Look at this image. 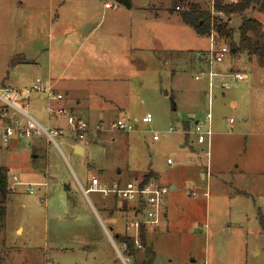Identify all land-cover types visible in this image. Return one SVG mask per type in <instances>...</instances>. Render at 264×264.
Here are the masks:
<instances>
[{"label":"rangeland","instance_id":"rangeland-1","mask_svg":"<svg viewBox=\"0 0 264 264\" xmlns=\"http://www.w3.org/2000/svg\"><path fill=\"white\" fill-rule=\"evenodd\" d=\"M169 1L130 0L127 8L116 0H0V74L11 79L0 76V95L22 107L1 85L24 90L29 80H50L75 112L102 123L100 137L79 143L82 155L72 153L66 130L35 157L30 140L14 142L15 153L0 142V166L10 184L13 176L22 183L6 201L0 264H122L111 238L123 231L124 214L109 217L111 197L83 190L92 176L124 182L147 172L174 203L168 229L152 233L153 264H264V60L230 52L209 93L193 76L210 39L170 12ZM247 15L264 31V12ZM17 55L30 61L14 78L9 57ZM239 72L247 77L234 81ZM220 80L232 86L220 88ZM28 96L26 111L45 125L48 100ZM208 108L209 147L184 127L204 122ZM0 109L24 123L4 102ZM120 112L137 119L131 131L112 127ZM146 113L150 122L141 120Z\"/></svg>","mask_w":264,"mask_h":264},{"label":"built area","instance_id":"built-area-1","mask_svg":"<svg viewBox=\"0 0 264 264\" xmlns=\"http://www.w3.org/2000/svg\"><path fill=\"white\" fill-rule=\"evenodd\" d=\"M210 1L213 3V0ZM104 6L111 7L113 5L105 2ZM113 7L116 6L114 5ZM210 8L211 12L214 13L213 7L211 6ZM215 14L221 15L219 13ZM207 38L210 39V45L204 52L198 53L193 78L196 81H202V79H205L210 93L214 78L225 75V73L219 72L216 68V64L223 61L225 56L230 53V48L213 29H211ZM232 76L234 81H241L247 77L244 73L240 72L234 73ZM218 86L220 88H229L232 85L227 81L220 80L218 82ZM2 91L4 93H11L13 97L19 99H24L33 92L41 93L49 102L47 107L48 112L50 114L63 116L67 125L66 128L43 126L26 111L27 103L25 100L23 102L24 105L19 107L13 100L0 95V99L5 104L20 112L25 118V122L22 126L18 124L17 119L14 120L17 126L12 125L10 119V123L4 126L0 136V142L2 144H8L15 134H18L20 138L27 140L43 135L49 142L53 141L55 143L54 138L61 136L65 130L70 132L74 142L80 143L86 140L87 134L91 130L87 121L72 114L71 111H68L62 104L63 95L55 92L53 88L46 85L39 78H35L32 84L24 90L4 87ZM1 117H6V112H2ZM141 120L142 122H150L151 115L146 113L142 116ZM133 123L134 122L125 112H120L115 124H113L112 127H116L120 131H131L133 129ZM101 128V124L96 126V130H100ZM191 133L194 135L198 144H206L207 147H209L212 136L211 113L209 108L204 117V122L196 121ZM153 139H157V136L153 135ZM206 155L208 156L209 153L207 152ZM167 162L170 163V160H167ZM12 179L14 182L8 185V190L10 192L15 191V185L22 184L17 181L15 176H13ZM88 183V188L83 190L85 194L89 192H96L103 197L116 198L118 200H122L123 202L130 203L127 210L123 211V229L127 236L131 239L134 249H142L140 230L141 228L155 230L159 227L165 210V195L168 192V188L158 184L155 180H153V178L144 181L143 177L124 182L120 180H113L110 183H107L101 181L98 177L92 176ZM114 247L122 264H129L130 256L125 255L126 244L121 243L119 246L116 245Z\"/></svg>","mask_w":264,"mask_h":264},{"label":"trees","instance_id":"trees-1","mask_svg":"<svg viewBox=\"0 0 264 264\" xmlns=\"http://www.w3.org/2000/svg\"><path fill=\"white\" fill-rule=\"evenodd\" d=\"M169 5L170 12H177L183 23L193 27L197 33L204 34L207 37L213 29L220 38L229 41L230 52L242 51L246 52L249 57H258L261 62L264 60L262 22L247 15L248 11L255 9L264 12V0H213V3L210 0H170ZM211 6L214 13L211 12ZM232 16L240 18V23L236 28L229 25ZM235 35L237 42L233 39ZM195 58L197 57L195 56ZM19 60V57H17L12 63ZM184 127L188 129L187 124ZM150 178H152L151 172L143 176L144 181ZM8 184V169L0 166V229L5 227L6 201L10 193ZM112 215L113 212L109 214L110 217ZM259 222L264 232V218L262 215H259ZM145 231L144 228L140 230V241L144 247L141 259L136 256L140 250L134 249L132 241L127 235L120 232H118L117 237L113 235L116 242L126 244L125 255L131 256L132 264H152L154 261L155 254L152 248L144 246Z\"/></svg>","mask_w":264,"mask_h":264},{"label":"crops","instance_id":"crops-1","mask_svg":"<svg viewBox=\"0 0 264 264\" xmlns=\"http://www.w3.org/2000/svg\"><path fill=\"white\" fill-rule=\"evenodd\" d=\"M17 56H22V55H17ZM16 59V58H15ZM15 59H13V57H9V60H15ZM28 61H30V60H24L23 59V56L21 57V59L19 60V61H17L16 62V65L15 66H12L11 67V71L13 72L14 71V74H12L13 75V77L14 78H17L20 74H21V70H20V68L19 67H21V68H23V67H25V66H23V65H26L27 64V62ZM12 64H15V63H12ZM21 65V66H20ZM14 67H17V70H14V69H12V68H14ZM8 75H9V73L6 71L4 74L2 73V74H0V76H1V80H5L7 77H8ZM32 78V77H31ZM7 80H11L10 78H7ZM34 80H29L27 83H30L28 86H25V88H27V87H29L31 84H32V82H33ZM44 83L46 84V85H49L51 88H53V84L52 83H50V80H45L44 81ZM1 87H2V89L4 88V87H10V88H13V89H16V90H22V89H19V88H14V87H11L10 85H1ZM53 90H54V88H53ZM55 92H57V93H60V94H62L63 95V100H62V104H63V106L65 107V108H67V110L68 111H71V113L72 114H74V115H76V116H79V117H81V118H83L82 117V115L81 114H79V113H77V112H75V109H74V107L69 103V102H67L66 101V99L64 98L65 97V95L63 94V93H61L60 91H56V90H54ZM34 93V92H33ZM36 94V100H33L32 99V101H38V102H44L45 103V100H46V98H45V96H43L41 93H35ZM30 95V94H29ZM29 98V96H27V97H25L24 99H20L22 102H24V100H26V99H28ZM0 102H3L1 99H0ZM48 104H49V102H48ZM27 106H28V103H27ZM45 108H47V103L45 104ZM11 107V106H10ZM12 108V107H11ZM12 109H14V108H12ZM15 110V109H14ZM16 111V110H15ZM2 112H5V111H3V110H1L0 109V136H1V134H2V131H3V128H4V126L5 125H7V124H9L10 123V119H11V122H12V125H14V126H17V124L15 123V119H13V118H11L10 116H8V114H7V112H6V117H1V113ZM47 113V112H46ZM30 115H32V114H30ZM33 116V115H32ZM34 117V116H33ZM37 121H39L43 126H53V127H61V128H66L67 127V125L65 124V118L63 117V116H58V115H56V114H50V113H47L46 114V119H45V121H46V124L44 125L43 124V122H41L40 120H38L36 117H34ZM84 119V118H83ZM63 120V121H62ZM84 120H86V119H84ZM135 120H137V119H135ZM135 120H133V121H135ZM87 121V120H86ZM24 122H25V118H24ZM87 123L89 124V126H90V128H91V130L88 132V134H87V137H86V140L88 139V137L90 136V134H95V135H97L98 137H100L102 134V128L100 129V130H96V126L98 125V124H102L101 122H94V123H90L89 121H87ZM24 124V123H23ZM23 124H20L21 126L23 125ZM61 124H63V125H61ZM186 131V133L187 134H189L190 132H192V131H190L189 129H187V130H185ZM67 133H68V135L66 136V139L71 143L70 145H71V151H72V153H74V154H78V155H82V154H84L85 153V148L81 145V144H79V143H77V142H74L73 141V139H72V135L70 134V132H68L67 131ZM62 134H64V132L62 133ZM61 134V135H62ZM91 139V138H90ZM30 140V144H29V146L31 147V151H32V157H35L36 156V154H35V151H37V152H39V151H44L45 150V145H46V143H50L46 138H45V136H43V135H41V136H36V137H34V138H32V139H29ZM23 141V139L22 138H20L19 136H18V134H15L12 138H11V140L9 141V142H11L12 144H11V146H9V148L8 149H10V150H8V151H11L12 153H15V151H14V149H15V143L14 142H17V143H19V142H22ZM78 146H80L81 147V153H78V149H77V147ZM19 147V146H18ZM25 152H23V154H24ZM120 171H117V173H119ZM148 173V172H147ZM145 174H143L141 177H143ZM96 177V176H95ZM140 177V178H141ZM206 177V175L205 174H203L202 173V178H205ZM114 180H116V179H114ZM101 181H103V182H107V183H110L111 181H104V180H101ZM113 181V180H112ZM9 184H10V182H9ZM8 184V185H9ZM169 188L172 190V192H174L176 189H177V186H176V184L175 183H173V182H171L170 184H169ZM84 192V191H83ZM261 198H263L262 196H260L259 197V199H260V205L263 207V205L261 204ZM169 193L167 192V194L165 195V210H164V213H163V217H162V221H161V223H160V225H159V227L158 228H156L155 230H147V229H145L146 231H145V235H144V237H145V241H144V246H149V247H151L152 248V250H153V252H154V254H155V251H154V249H153V245H154V242L157 240V238H156V236H154V234H157V233H160L161 231V229L162 228H165L164 230L166 231L167 229H168V227H167V223H168V221H169V218H170V210H172L173 208H174V203H173V201L171 200V199H169ZM111 202H112V207L110 208L109 207V213H108V215L110 214V213H112L113 212V215H114V211L116 210V212L118 211V212H120V214H123V211L124 210H127V207L130 205V203H127V202H119L118 201V199H116V198H111ZM173 206V207H172ZM264 208V207H263ZM113 215L111 216V217H113ZM110 217V216H109ZM165 226V227H164ZM17 229H19V228H17ZM120 233H123V234H126L125 233V231H124V229H123V231L122 232H120ZM152 233H154V234H152ZM117 234V236H118V232H116L115 234H114V236ZM109 235V234H108ZM127 235V234H126ZM117 236H115V237H117ZM109 237L111 238V236L109 235ZM116 241L114 240L113 241V239L111 238V243H112V245H113V247L114 246H116V243H115ZM119 245L121 244V243H119V242H117ZM114 249H115V247H114ZM116 250V249H115ZM140 250V252L136 255L137 257H139L140 259L142 258V256H143V254H142V252H143V250H144V247H143V245H142V249H139ZM117 256H118V254H117ZM120 259V258H119ZM154 260H155V256H154ZM154 262V261H153ZM131 263V256H130V262H129V264ZM132 264V263H131ZM153 264V263H152Z\"/></svg>","mask_w":264,"mask_h":264},{"label":"water","instance_id":"water-1","mask_svg":"<svg viewBox=\"0 0 264 264\" xmlns=\"http://www.w3.org/2000/svg\"><path fill=\"white\" fill-rule=\"evenodd\" d=\"M116 1H117L119 4H121V5H123V6L127 7V8L130 7V0H116ZM95 26H96V23H95V24H90V25L85 26V27L83 28L82 32H81V35H82V36H83V35H86V34H87L89 31H91L92 28L95 27ZM77 149H78V153H81V147L78 146ZM261 204H262L263 207H264V197L261 198ZM115 236H117V234H116Z\"/></svg>","mask_w":264,"mask_h":264}]
</instances>
